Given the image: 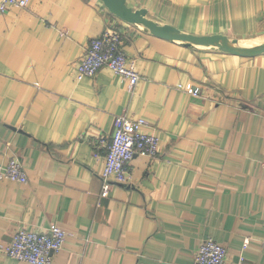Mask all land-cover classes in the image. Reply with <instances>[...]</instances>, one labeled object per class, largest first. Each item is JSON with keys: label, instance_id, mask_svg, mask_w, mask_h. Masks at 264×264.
<instances>
[{"label": "crops", "instance_id": "obj_1", "mask_svg": "<svg viewBox=\"0 0 264 264\" xmlns=\"http://www.w3.org/2000/svg\"><path fill=\"white\" fill-rule=\"evenodd\" d=\"M126 3L183 32L264 42V0ZM105 28L135 62L132 87L107 66L75 74ZM118 114L145 118L159 151L133 156L128 181L102 196ZM12 155L27 180L0 173V264H30L4 244L52 222L66 237L50 264H193L205 237L224 245V264H264V53L161 38L101 0L12 5L0 14V172Z\"/></svg>", "mask_w": 264, "mask_h": 264}, {"label": "built area", "instance_id": "obj_2", "mask_svg": "<svg viewBox=\"0 0 264 264\" xmlns=\"http://www.w3.org/2000/svg\"><path fill=\"white\" fill-rule=\"evenodd\" d=\"M28 0H0V14L12 5L25 6ZM118 30L105 28L91 38L75 63L78 79L93 76L100 68L107 66L134 86L140 78L135 62L122 49V38ZM192 95L199 89L189 88ZM148 121L143 117L129 118L115 115L113 132L104 144V166L101 172V195L107 196L111 182H127V162L137 154L156 156L159 151V136L146 130ZM2 176L25 183L27 176L23 163L16 156L9 157L3 167ZM66 237L65 229L52 222L41 230L18 228L12 239L4 244L6 255L30 264H50L53 253L59 251ZM247 245L244 242L243 247ZM226 248L212 237L202 238L194 254L193 264H224Z\"/></svg>", "mask_w": 264, "mask_h": 264}, {"label": "water", "instance_id": "obj_3", "mask_svg": "<svg viewBox=\"0 0 264 264\" xmlns=\"http://www.w3.org/2000/svg\"><path fill=\"white\" fill-rule=\"evenodd\" d=\"M101 1L112 14L129 23L140 24L153 35L161 38L178 40L189 45L214 46L222 51L242 56H255L264 53V42L251 46L247 42H240L238 39L229 38L222 33L199 35L183 32L172 24L155 22L147 17L145 8L134 9L127 5L126 0Z\"/></svg>", "mask_w": 264, "mask_h": 264}, {"label": "rangeland", "instance_id": "obj_4", "mask_svg": "<svg viewBox=\"0 0 264 264\" xmlns=\"http://www.w3.org/2000/svg\"><path fill=\"white\" fill-rule=\"evenodd\" d=\"M260 42V39L259 38H252L249 42H247L248 44H251V45H257L258 43Z\"/></svg>", "mask_w": 264, "mask_h": 264}, {"label": "bare ground", "instance_id": "obj_5", "mask_svg": "<svg viewBox=\"0 0 264 264\" xmlns=\"http://www.w3.org/2000/svg\"><path fill=\"white\" fill-rule=\"evenodd\" d=\"M250 45V44H249Z\"/></svg>", "mask_w": 264, "mask_h": 264}]
</instances>
